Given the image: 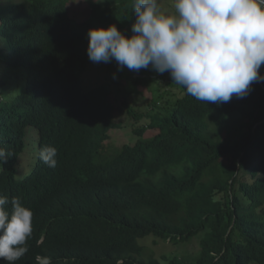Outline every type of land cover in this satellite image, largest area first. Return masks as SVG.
Segmentation results:
<instances>
[{"label":"trees","instance_id":"obj_1","mask_svg":"<svg viewBox=\"0 0 264 264\" xmlns=\"http://www.w3.org/2000/svg\"><path fill=\"white\" fill-rule=\"evenodd\" d=\"M72 1L0 0L8 45L0 51V148L9 154L0 195L19 197L34 214L29 251L15 264H39L38 256L51 264H163L140 239L178 244L200 234L199 256L169 264H264V82L217 105L190 96L166 72L161 80L182 95L164 113L124 102L147 125L134 130L133 146L111 153L106 142L121 124L111 84L84 92L87 32L115 24L130 36L132 0H85L91 18L80 22ZM15 69L25 72V89L9 97L18 86L5 77ZM148 71L132 91L154 81ZM30 127L38 149L30 172L18 176ZM45 146L57 149L55 168L40 159Z\"/></svg>","mask_w":264,"mask_h":264},{"label":"clouds","instance_id":"obj_2","mask_svg":"<svg viewBox=\"0 0 264 264\" xmlns=\"http://www.w3.org/2000/svg\"><path fill=\"white\" fill-rule=\"evenodd\" d=\"M173 7L168 13L159 0H132V34L115 24L89 28V60L115 61L118 71L167 72L190 96L217 105L243 99L254 83L264 82V0H173ZM8 155L0 148V162ZM56 156L55 147L41 149L40 159L51 168ZM33 215L19 197L0 195V260L15 264L29 251ZM37 260L51 264L47 256Z\"/></svg>","mask_w":264,"mask_h":264},{"label":"rangeland","instance_id":"obj_3","mask_svg":"<svg viewBox=\"0 0 264 264\" xmlns=\"http://www.w3.org/2000/svg\"><path fill=\"white\" fill-rule=\"evenodd\" d=\"M159 3L162 11L168 13H173L175 11L173 0H159ZM70 5L75 10V12H73L74 14L70 10V14L79 22L91 18L90 6L85 0H73ZM7 46L6 41L0 39V51L4 52ZM15 70L16 71H11L10 74L5 77L9 86H18L9 97H14L25 89V72L24 75H20V70ZM139 72L130 71L127 68H124L123 71H118L115 61L110 63H93L89 60L87 71L83 74L82 82L84 84V92H88V90L99 85L111 84L113 86L111 100L116 107V120L117 123L121 124V128L110 132L109 140L106 143L107 149L111 153L116 152L118 149L120 150L125 145L133 146L138 140L134 130L147 125L146 120L137 122L134 117L128 114L123 105L124 102L128 103L134 107L137 112L142 114H155L159 111L164 113L167 106L166 101L175 99L177 94L179 97L182 95L177 87L168 85V80H165L163 77L164 81H162L160 78L161 74L156 73L150 68L148 72L156 75L153 77L154 81L149 85L139 86L137 92L132 91L133 88L131 90V85L133 84V80L139 77ZM2 73L3 72L0 70V75H2ZM154 96L157 101H153ZM155 103H157L158 106H155ZM35 131L33 127L27 130L25 137L26 147L24 154L20 158L18 176L26 175L32 168L38 149L37 134ZM151 134H155V130L147 132V135ZM119 150L117 152H119ZM201 237L202 234L194 237L188 242L174 244L170 241L156 238L155 236H147L140 239L139 243L145 247L146 255L162 260L163 264H169L175 257L194 260L199 256L201 251ZM146 257L149 258L148 256Z\"/></svg>","mask_w":264,"mask_h":264}]
</instances>
